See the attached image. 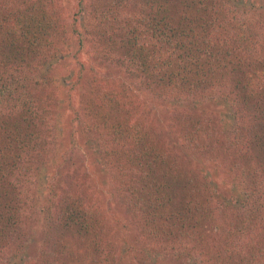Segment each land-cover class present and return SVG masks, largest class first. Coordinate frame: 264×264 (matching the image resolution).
<instances>
[{"label": "trees", "instance_id": "obj_1", "mask_svg": "<svg viewBox=\"0 0 264 264\" xmlns=\"http://www.w3.org/2000/svg\"><path fill=\"white\" fill-rule=\"evenodd\" d=\"M56 1L0 0V108L7 106L0 113V264H115L118 237L129 245L126 255L142 237L179 244L177 256L198 250L200 264H264V233L245 249L235 241L264 225V207L250 205L257 193L250 190L252 173L248 179L241 163L250 166L253 154L264 161V0H138L150 9L142 26L133 16L121 18L128 0H97L90 11L100 18L92 30L100 48L87 63L80 52L90 48L89 30L81 19L61 23ZM71 33L80 39L72 56L79 61L65 64L74 62V77L50 82L46 72L71 49L60 47L66 35L75 38ZM146 37H158L160 48ZM119 61L127 75L114 77ZM15 65L23 73L7 76ZM66 87H79L82 99L62 98ZM215 87L233 115L227 111L218 136L208 119L219 110ZM242 108L252 113L249 125L237 122ZM83 123L87 132L113 137L118 149L96 152L99 138L81 137ZM241 130L246 139L234 141ZM77 132L74 145L67 135ZM83 145H91L96 169L65 177L62 147L71 154L84 148L83 155ZM114 181L116 199L98 198L106 208L93 211L95 189ZM89 190L92 197L83 194ZM138 223L142 229L134 232ZM38 235L53 248L35 250ZM155 260L161 261L157 251Z\"/></svg>", "mask_w": 264, "mask_h": 264}, {"label": "rangeland", "instance_id": "obj_2", "mask_svg": "<svg viewBox=\"0 0 264 264\" xmlns=\"http://www.w3.org/2000/svg\"><path fill=\"white\" fill-rule=\"evenodd\" d=\"M32 1H35V0H32ZM44 1L50 2L51 0H44ZM96 1L97 0H66V1L61 0L58 3L56 1V4H55L57 7H60L63 9V10H60V9L58 10V12L60 11L59 17H60L61 23L65 24L67 22H70L68 24V25H70L72 22H76L79 24L78 20H80V19L84 20V23L86 24L85 27H87L89 30L86 32V38H87L86 43H87V45L90 46V48L85 49L84 51H81L80 55H81L82 59L84 60V62H86V63H87L88 59H92V56L90 57V54L94 53L96 51V48H98V47L100 48V45H99L100 41H98L96 38L94 39L93 34H95V33L92 32V30L95 27V24L98 22V20L100 18L95 17L93 15L94 13L90 11L92 9V5H94L96 3ZM109 1H111V0H98L96 4L103 5V4H107ZM137 1L138 0H131V1L128 0L127 6L126 7L123 6V11H122V8L119 10H120L121 16H123V17H121L123 20L130 18V16H133L134 18H131L132 23L137 24V26H142L141 24L146 19V13L148 11H150V9H147L146 11H144V9L140 8V4H138ZM22 4L24 5V3H22ZM84 5L86 7H84ZM82 7H84V9L86 8L84 13H81V9H83ZM62 11H63V13H62ZM160 16L161 15H159L158 17H160ZM141 17L143 18V20H140ZM73 28L74 27H71L70 29L72 30ZM75 28L83 29L82 27H75ZM156 33H157V35H159L160 30H158ZM72 35H73V37L76 36L75 34H72ZM76 37L71 38L69 35H66L65 36L66 39H62V44H60V47L67 48L68 46H70L71 49L66 51L65 53H63L61 58L54 59L52 69L50 70V72H46V76H45V78L48 77L50 82H51L53 76H54V79H57V77L63 76V75H70V78H71V76L74 77V72H75L74 62L68 67H66L65 64L67 63L68 59L79 61L75 57L74 58L72 57L75 54V51H77V48L79 47L78 41H80V39L76 38ZM144 40L145 41H143V42H148V43L150 41H151V43L153 41H157V44L155 47L160 48V46H159L160 45V41H159L160 39L158 37H156L153 40L150 39L149 37H146ZM93 58H94V60H96L95 57H93ZM94 60H89L88 64L89 65L91 63L97 64L98 62L95 63ZM115 63L116 64L113 66V70H112L113 76L114 77L120 76V75H122V72H123V76L124 75L126 76L127 73L124 71L125 67H123L120 64L121 61H119V64L117 62H115ZM109 66H111V65H109ZM23 70L24 69H22V68H19V67L17 68V65H15L14 67H11V70L8 73H6V75L9 76V74H11V75L22 74ZM27 74H29L30 76L33 77V79H36V80H40V78H41V80L44 79V77H40V76L36 75V73L31 72V71L24 73V75H27ZM69 82H71V81H69ZM69 82H67L66 85H68ZM49 86H50V84H49ZM79 90H80L79 87H78V89L76 87L72 88V89L68 88V87H66L65 89L63 88V90L61 89L62 98L68 99V97L70 95V96H73L75 98L82 99L81 93L79 92ZM223 93L224 92L221 90L220 87H215L214 91L211 94V96L218 98L217 108L219 110H216L218 112H217V115L215 117H211V118L209 117L208 119H211V124H212L211 129L213 130V132H215V134L217 136H218L219 132H221V135H223V128L221 127V125H223V123L226 121L225 120V114L227 113V111L230 114V110H229L230 106L228 105V107H227V104H225L226 102L221 99ZM208 96H210V94ZM185 103H186V101H185ZM47 108H49V107L47 106ZM151 108H153V107L151 106ZM4 110L7 111L6 105L1 106L0 113L3 112ZM240 111L241 112L238 113L239 119L237 116V120H238L237 122L238 123L240 122L241 125L242 124L249 125L253 120L252 113H250L247 109L245 110V108L240 109ZM41 112L42 111L39 110V113H41ZM72 113H73L72 111H70V112L68 111V117L65 118V120L67 121V124L70 126V128L74 124V121L72 120V118H73ZM154 113L156 115V113L158 114L161 112L156 109L154 111ZM155 115L152 112V114L149 116V119L147 121L150 122V120L152 118L156 117ZM231 116H233V115H231ZM50 118H52V116ZM219 118L221 119V121H220V123H217V120H219ZM49 121H50L49 123H51V124L53 123L52 119ZM156 121H157V118H156ZM86 126H87L86 123H83L80 126V130L83 131L81 133V137L83 135H87V134H91L92 138H94L95 136H98L99 141L96 140V142L94 144V146L96 147V149H95L96 152L100 151L101 149L103 151V148H107V145H108V147L111 148V150L115 149L116 147L118 149V144L116 145L113 143V141H114L113 137H111L107 134L102 135L100 133L95 132L93 129L91 130V132H87L84 130V128ZM51 127L52 126H50L49 128H51ZM71 130H72V128H71ZM77 135H78V132L76 134V138L67 135V139L70 137L73 144L75 145L76 142L78 141ZM216 135H213V136L217 137ZM246 137H247V133L242 134V130H241L237 135H235V134L233 135V140L234 141H236V140L244 141L246 139ZM220 138L224 139V137H220ZM68 141H70V140H68ZM215 145H217V147L219 146V144H217V143H215ZM83 146L86 148V151L83 153V155H81V152L84 150V148L78 149V152H76L74 149L73 153L71 154V151H72L71 147H62L64 149V151L66 152L65 159L62 160V166H61V168H64V171H62V172L65 175V177H68V175L69 176L73 175L74 174L73 171H75L77 169L80 170L79 171L80 173H83L84 171H86L90 168L92 170L90 169L89 171H93L94 169H96L95 164L93 165V160H92L93 157H89L91 155V150H90L91 145H83ZM243 153L245 154V156H247V155L249 156V153H246L245 151H243ZM198 154L200 156L201 151H199ZM256 157H257V155L253 154L252 158L250 159V162H251L250 166L244 165V163L246 164V162L244 161L245 159H243V162H241V163H242L243 167H246V171H248V175H246L248 179H250L248 176H251V173H252V176H251L252 177L251 178L252 184H251V180H250V183L247 182L250 185H252L250 190L251 191L252 190L257 191V193L255 195L250 197L251 198L250 205L253 207L256 205V208H258V209L262 208L263 209L264 205L261 206V203L264 204V195L262 194L264 192V161L259 160L260 166H261V168H263V169H260L259 162H257L258 158H256ZM114 171L117 172L116 170H114ZM55 172L57 173V170ZM239 178L241 179V176H239ZM67 180H68V178L66 180H62V181L63 182H69V181H71V178H69V181H67ZM66 184L67 183H64L63 185L65 186ZM111 184H113V185H111L110 189H108V188H103V189L97 188V189H95L96 195L93 198V201L95 202V206L92 205L93 211L96 210L98 213H102V211L106 208L105 207L106 203L101 205L100 200L98 198L105 199L104 197L108 196L107 199H109V200L110 199H112V200L116 199L118 192H117V189L114 185H117L120 183H119V181H114V182H111ZM23 188H24V190H23L24 193L26 194V196H28V193L26 191H30V190L27 188L26 185H23ZM62 190H63V187L58 188L59 192H62ZM83 194L87 197H92L90 190L87 192V194H85V193H83ZM259 194H261V195H259ZM86 201L88 202V198L86 199ZM93 201H91V203H94ZM88 204H90V203H88ZM94 207H96V208H94ZM118 211L121 213L122 216H124V214L126 213V208L121 207V208H119ZM129 220L131 221V219H129ZM146 222H148L146 224L151 223V221H146ZM254 225L255 226L253 228H255L256 230L251 233L252 236L243 238V237H239L238 235H235V241H236V243L238 242L241 245L242 249L246 248L245 244L250 238H252V237L257 238L259 233L260 234L264 233V225L261 221H259L258 223L254 224ZM141 229H142V225L140 223H138L135 226V229H133V230H134V232H138ZM140 235H143V234H140ZM132 237L133 236H130V238H132ZM137 238H140V239L136 240ZM152 239H153L152 242L146 243L142 237H134V241L132 243L133 244L132 247L134 246L133 252L126 255L123 250L128 249L129 245H127V243L121 241V239H119V237H118L117 240H119V241L117 242L118 244H116L117 255L115 257V260H116L115 264H165V263H169V259H171V258H172L173 264H200L198 260L201 259V257H200L201 255L199 254L198 250L192 249V251L190 253H186L183 256H177L178 253H180V251H178L177 249L181 250V248L179 247V244L174 245L173 242L164 243L161 240L157 242V239H155V238H152ZM239 240H240V242H239ZM35 241H36L35 246L33 245L35 250H37L39 248L40 249L46 248L48 250H51L53 248V245L51 243L46 244L43 242L41 235H38L37 239ZM189 243L190 242H186V244H188L187 246H190ZM240 245H239V247H240ZM106 250L110 253L109 248H107ZM156 251L159 252V256L161 257L160 262H158L160 259L155 260V252ZM68 255H70L69 251L67 253H64L63 254V260L67 259V261H68ZM173 258H176V260H173ZM64 263L65 262L62 261V264H64ZM171 264H172V262H171Z\"/></svg>", "mask_w": 264, "mask_h": 264}]
</instances>
